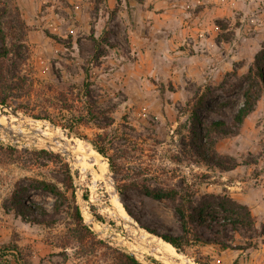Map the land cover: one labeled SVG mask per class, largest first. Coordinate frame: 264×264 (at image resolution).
Wrapping results in <instances>:
<instances>
[{
  "label": "rangeland",
  "instance_id": "374dc122",
  "mask_svg": "<svg viewBox=\"0 0 264 264\" xmlns=\"http://www.w3.org/2000/svg\"><path fill=\"white\" fill-rule=\"evenodd\" d=\"M6 6L12 13L3 23L10 52L0 55V77L7 80V87L0 85V99L6 98L4 105L21 117L52 125L91 148L84 138L95 140L106 156H89L95 162L88 161L84 172L31 136L23 122L17 123L21 132L0 129V262L123 264L119 255L128 253L140 264H168L127 245L135 239L99 204H110L106 188L91 187L101 167L131 219L153 235L179 238L177 250L194 264H264V87L235 134H212L230 169L200 162L188 147L189 113L203 91L198 110L203 122L220 118L234 129L232 118L242 102L239 84L264 46V0L245 15L232 9L216 17L206 25L214 34L209 40L182 37L179 47L185 54L228 55L229 69L209 74L203 87L171 79L166 69L152 73L135 64L137 49L129 43L135 25L124 5L109 9L103 0H0V10ZM17 12L25 22L23 35ZM164 50L163 45L150 49L154 54ZM41 181L55 184L65 198L59 202L40 188ZM16 186L30 208L24 218L9 202ZM145 186L174 188L193 206L209 203L213 216L184 227L173 203L147 195ZM211 195L247 206L252 224L236 222L231 214L242 209L217 206ZM73 204L89 232L76 223Z\"/></svg>",
  "mask_w": 264,
  "mask_h": 264
},
{
  "label": "crops",
  "instance_id": "0c3cea01",
  "mask_svg": "<svg viewBox=\"0 0 264 264\" xmlns=\"http://www.w3.org/2000/svg\"><path fill=\"white\" fill-rule=\"evenodd\" d=\"M103 3L109 9L122 5L129 8L126 16L135 25L129 38L131 47L137 49L135 64L152 73L166 69L171 79L184 78L203 87L209 74L229 69L228 55L185 54L179 47L182 37L188 35L195 42L199 38L200 43L209 40L208 36L214 34L206 30V25L214 23L216 17L229 15L232 9L245 15L243 12L258 0H103ZM186 7H194L195 12L187 11ZM162 45L168 50L155 54L150 51Z\"/></svg>",
  "mask_w": 264,
  "mask_h": 264
},
{
  "label": "trees",
  "instance_id": "16d2710c",
  "mask_svg": "<svg viewBox=\"0 0 264 264\" xmlns=\"http://www.w3.org/2000/svg\"><path fill=\"white\" fill-rule=\"evenodd\" d=\"M11 14L12 13L8 6L3 7L0 10V43L3 49V52L0 55H4V57H7L8 53L10 52V47L6 45V32L3 23L6 17ZM15 16L16 25L20 30V34L23 35V33L25 34V22L20 17L18 12L15 14ZM6 83L7 80H4L2 77H0V85L3 87H7ZM262 87H264V46H261L258 52L254 55L253 64L248 69L247 74L244 76V83L239 84L242 102L238 106L232 118L234 129L227 127L225 121L220 118L211 120L208 123L203 122L202 118L198 114V110L204 105V99L206 97L207 91L201 92L196 97L195 102L189 113L190 126L188 128V147L190 148V151L195 154V156L199 159L200 162L207 165H212L222 170H228L231 168V165L228 163V161L224 157H222L215 149L212 134H235L243 123L244 119L254 110L257 100L260 96ZM4 104H7L6 98H1L0 105ZM84 139L91 144V146L97 153L104 157L106 156V153L103 148L98 146L95 140H87V138ZM7 148H9V146H7ZM109 167L112 169V161L110 160ZM67 178V185L71 187V178L68 173ZM17 187L18 186H16L14 191L12 192L9 198V202L15 213L18 216L24 218L30 208L25 204L24 196L16 189ZM40 188L55 195L59 202L61 201V199L65 198L64 193L53 183L41 181ZM144 192L147 195H150L151 197H154L156 199L170 200L174 205L175 211L181 218L184 227H186V224L193 223L195 220L203 222L206 218L213 216L212 212H214V210L210 207L211 204L203 203L201 207L193 206L192 201L190 199L187 200L185 198L178 197V193L174 188L165 189L145 186ZM83 197L84 199H87V194H84ZM210 197H216L218 199V202L216 203L217 206L220 205L222 207H227L230 204L231 206H236L242 209V211L234 210L231 216L234 217L233 219H235L236 222H239L241 224H252L251 213L247 206L241 205L235 200L225 197L223 195H211ZM58 206L59 204L56 203L53 209L55 211H58ZM125 209L128 213H130L127 207H125ZM73 211L74 217L77 221L76 223L80 225L85 231L89 232L88 227L83 224L79 208L75 204H73ZM41 213L44 214L45 210H41ZM158 235L163 240L169 242L176 249L179 250L181 248L182 244L179 238L160 233ZM119 256L123 264H140L133 256L128 253H120Z\"/></svg>",
  "mask_w": 264,
  "mask_h": 264
},
{
  "label": "bare ground",
  "instance_id": "6f19581e",
  "mask_svg": "<svg viewBox=\"0 0 264 264\" xmlns=\"http://www.w3.org/2000/svg\"><path fill=\"white\" fill-rule=\"evenodd\" d=\"M5 120H6V127L9 129V131H20V132L22 131L20 125H17V123L19 124L21 120L16 119V117L10 112L6 113L2 111L0 112V123L1 124L4 123ZM25 120L26 123L29 125V127L32 128L33 130L32 133L30 132L31 136L35 138V136H37L38 134H42L45 137L54 139L52 146L50 147L58 149L64 155L69 157L74 164L80 165V168L82 169L81 171H84L86 169L85 166L88 161L95 162L94 161L95 159L89 156H92V154L98 155V153L82 139L67 137L59 129L49 124L41 125L42 122L40 123V121L38 120H33L29 118L27 119L25 118ZM58 139L64 140L65 143L60 142ZM109 186L110 184L106 177L105 170L101 167H98V173L91 180V187L106 188L107 192L109 193L108 200L111 204V208L108 207H104V208L117 220L118 217L124 219V223L121 224L122 229L124 228L126 232H128L130 236H132V238L138 239V242L133 240L132 238L131 239L133 242L130 241L127 242V245L131 249L140 251L142 253H148L150 255L158 257L159 259L167 262L168 264H178L176 259L185 260L190 264H194L182 252L176 250L171 244L164 241L163 239L153 234H150L143 228H139L138 230L135 229L131 225V223L135 224V222L127 214L125 207L122 205L119 198L115 196L113 192L109 189ZM146 244H148V246Z\"/></svg>",
  "mask_w": 264,
  "mask_h": 264
},
{
  "label": "water",
  "instance_id": "95a60500",
  "mask_svg": "<svg viewBox=\"0 0 264 264\" xmlns=\"http://www.w3.org/2000/svg\"><path fill=\"white\" fill-rule=\"evenodd\" d=\"M3 108H6V109H8L18 120H21L31 131H33L32 130V128H30L29 127V125L26 123V120H25V118L24 117H21L15 110H12L9 106H7V105H4L2 108H1V112L3 111ZM0 129H2V130H4V131H9V129L4 125V124H1L0 123ZM37 138H39V139H42V140H44V141H46V144L47 145H49V146H52V143H53V141H54V139H51V138H48V137H45L44 135H42V134H38L37 135ZM60 142H62V143H65V141L64 140H62V139H58ZM100 205H102V206H104V207H108V208H111V204H107V203H99ZM127 212V211H126ZM127 214L129 215V213L127 212ZM130 216V215H129ZM118 219H119V221H120V223L121 224H123L124 223V219H122V218H120V217H118ZM131 225L135 228V229H139V228H141L138 224H133V223H131ZM91 226H92V224H91ZM147 232H149L150 233V231H147ZM150 234H153L152 232L150 233ZM155 236H157V235H155ZM157 237H159V238H161L160 236H157ZM137 242H138V239H136V238H134ZM162 239V238H161ZM165 241V240H164ZM167 242V241H166ZM169 243V242H168ZM170 244V243H169ZM147 246H148V244H146ZM175 248V247H174ZM176 249V248H175ZM177 250V249H176ZM176 261H177V263L178 264H190V263H188L187 261H185V260H181V259H176Z\"/></svg>",
  "mask_w": 264,
  "mask_h": 264
}]
</instances>
